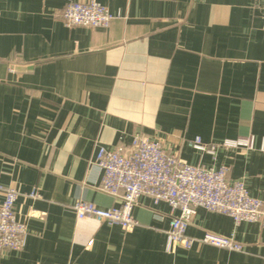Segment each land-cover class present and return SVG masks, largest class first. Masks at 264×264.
<instances>
[{
	"label": "crops",
	"instance_id": "1",
	"mask_svg": "<svg viewBox=\"0 0 264 264\" xmlns=\"http://www.w3.org/2000/svg\"><path fill=\"white\" fill-rule=\"evenodd\" d=\"M96 1L115 16L107 28L64 26L67 0H0V186L17 191L28 230L0 264H264L256 223L198 208L188 238L210 232L242 251L195 243L168 253L178 212L165 202L141 196L130 232L72 210L120 206L92 164L99 148H126L135 135L188 164L227 167L264 200V0ZM247 136L252 150L215 159L190 146Z\"/></svg>",
	"mask_w": 264,
	"mask_h": 264
},
{
	"label": "built area",
	"instance_id": "2",
	"mask_svg": "<svg viewBox=\"0 0 264 264\" xmlns=\"http://www.w3.org/2000/svg\"><path fill=\"white\" fill-rule=\"evenodd\" d=\"M115 18L96 0H67L61 19L67 28L104 29ZM190 146L201 154L215 159L222 150L250 151L253 137L225 140L219 145H208L196 138ZM92 167L100 176L101 192L119 199L120 206L102 210L91 203L77 202L72 210L77 220L91 218L97 223L119 226L130 232L136 225L132 211L141 196L155 203L165 202L172 212L166 232L165 250L191 249L195 243L228 251L241 252L242 245L232 238L206 232L202 238L186 236V230L198 208L227 216L234 224L256 223L264 228V200L251 197L241 180L228 179V168L191 165L169 152L161 142L135 135L126 148H99ZM0 252L21 251L28 234L26 224L14 211L18 193L14 188L0 186ZM30 198H38L33 191Z\"/></svg>",
	"mask_w": 264,
	"mask_h": 264
}]
</instances>
